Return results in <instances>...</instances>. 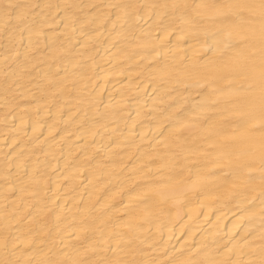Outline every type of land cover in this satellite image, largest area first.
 I'll use <instances>...</instances> for the list:
<instances>
[{
	"label": "bare ground",
	"instance_id": "obj_1",
	"mask_svg": "<svg viewBox=\"0 0 264 264\" xmlns=\"http://www.w3.org/2000/svg\"><path fill=\"white\" fill-rule=\"evenodd\" d=\"M264 0H0V264H264Z\"/></svg>",
	"mask_w": 264,
	"mask_h": 264
},
{
	"label": "snow or ice",
	"instance_id": "obj_2",
	"mask_svg": "<svg viewBox=\"0 0 264 264\" xmlns=\"http://www.w3.org/2000/svg\"><path fill=\"white\" fill-rule=\"evenodd\" d=\"M262 6H264V5H262Z\"/></svg>",
	"mask_w": 264,
	"mask_h": 264
}]
</instances>
